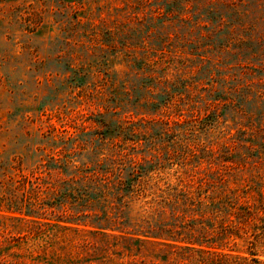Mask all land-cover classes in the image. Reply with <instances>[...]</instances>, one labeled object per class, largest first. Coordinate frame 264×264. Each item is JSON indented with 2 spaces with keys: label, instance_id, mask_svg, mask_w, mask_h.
I'll return each mask as SVG.
<instances>
[{
  "label": "rangeland",
  "instance_id": "rangeland-1",
  "mask_svg": "<svg viewBox=\"0 0 264 264\" xmlns=\"http://www.w3.org/2000/svg\"><path fill=\"white\" fill-rule=\"evenodd\" d=\"M0 264H264V0H0Z\"/></svg>",
  "mask_w": 264,
  "mask_h": 264
}]
</instances>
